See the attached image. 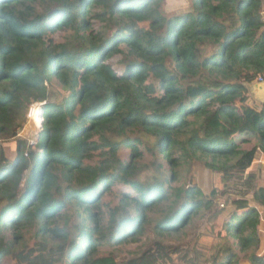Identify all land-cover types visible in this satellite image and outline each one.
<instances>
[{
	"label": "trees",
	"instance_id": "trees-1",
	"mask_svg": "<svg viewBox=\"0 0 264 264\" xmlns=\"http://www.w3.org/2000/svg\"><path fill=\"white\" fill-rule=\"evenodd\" d=\"M180 1L0 0V264H264V0Z\"/></svg>",
	"mask_w": 264,
	"mask_h": 264
},
{
	"label": "rangeland",
	"instance_id": "rangeland-1",
	"mask_svg": "<svg viewBox=\"0 0 264 264\" xmlns=\"http://www.w3.org/2000/svg\"><path fill=\"white\" fill-rule=\"evenodd\" d=\"M183 7V1L180 0H168V5L167 9L171 12L177 11L179 8ZM249 87H248V95L249 93ZM248 99L250 97L248 96ZM248 103V100H247ZM247 106V104H245ZM42 104H36L32 106L31 108L35 110L41 109ZM248 107V106H247ZM256 110H259V108H254ZM31 110V109H30ZM34 110V111H35ZM32 111V110H31ZM33 111V114H34ZM30 113V111H29ZM32 114V116H33ZM32 116L29 118L28 115V121L26 122L25 126L23 129L20 131V138L26 142L30 143L31 147H35L36 143L38 141V133L40 128V119L37 120L38 122H35L32 118ZM35 116V115H34ZM6 151L10 156L15 155L16 151V145L12 144V146H7ZM256 168H254V171L257 172L258 178H259V185L264 186V160L261 158L256 159ZM152 173H145L141 176L142 180H149L151 178ZM192 176L195 178V183L199 185L203 191H205L207 194L211 193L214 188H222L221 185V177L218 175H215L211 173L208 169L204 168L201 164H197L194 166V169L192 171ZM121 190V189H119ZM117 190V192H119ZM225 207H221L223 210V217L219 219L217 223L213 222L212 219H207V220H202L199 224V229H198V235H197V247H198V252L200 253V261L205 263L207 260L212 259L213 257H217L220 253V250H223V247L225 245V240L219 238L217 236V233H215V230H220L222 220L226 216L228 217V212L232 213V206H227L224 204ZM230 213V214H231ZM229 214V215H230ZM263 222H264V217H263ZM216 224L218 225V229L215 228ZM262 234L264 236V224L262 228ZM264 238V237H263ZM186 240H184L185 242ZM182 243L181 245V251L180 253L184 252L188 248V241L185 243ZM137 246L130 247L128 249H135ZM264 253V251H262ZM7 262H10L8 260ZM178 264H184L182 263L181 260L178 261ZM244 264V263H242Z\"/></svg>",
	"mask_w": 264,
	"mask_h": 264
},
{
	"label": "crops",
	"instance_id": "crops-1",
	"mask_svg": "<svg viewBox=\"0 0 264 264\" xmlns=\"http://www.w3.org/2000/svg\"><path fill=\"white\" fill-rule=\"evenodd\" d=\"M256 83H258V82H256ZM256 83H254V84H252V85H250V86H248L249 87V97H250V99H248V103H247V106L248 107H250V108H261V106H262V104H263V102L261 101V100H259V98H257V96L254 94V92H253V89H254V85L256 84ZM253 88V89H252ZM257 158H261V159H263L264 160V158L262 157V155H259Z\"/></svg>",
	"mask_w": 264,
	"mask_h": 264
},
{
	"label": "water",
	"instance_id": "water-1",
	"mask_svg": "<svg viewBox=\"0 0 264 264\" xmlns=\"http://www.w3.org/2000/svg\"><path fill=\"white\" fill-rule=\"evenodd\" d=\"M253 89V88H252ZM254 94L261 100L264 104V81L258 82L254 85ZM39 119L41 121V128L43 127V116L39 114Z\"/></svg>",
	"mask_w": 264,
	"mask_h": 264
},
{
	"label": "bare ground",
	"instance_id": "bare-ground-1",
	"mask_svg": "<svg viewBox=\"0 0 264 264\" xmlns=\"http://www.w3.org/2000/svg\"><path fill=\"white\" fill-rule=\"evenodd\" d=\"M34 112H35V111H34ZM32 118H33V120H34L35 122H38L37 120H39V109L36 111L35 116H34V114H33Z\"/></svg>",
	"mask_w": 264,
	"mask_h": 264
},
{
	"label": "built area",
	"instance_id": "built-area-1",
	"mask_svg": "<svg viewBox=\"0 0 264 264\" xmlns=\"http://www.w3.org/2000/svg\"><path fill=\"white\" fill-rule=\"evenodd\" d=\"M263 81H264V80L260 79L258 82H263ZM31 110H32V108H31ZM31 110H30V113H29L30 116H31V114L33 113Z\"/></svg>",
	"mask_w": 264,
	"mask_h": 264
},
{
	"label": "clouds",
	"instance_id": "clouds-1",
	"mask_svg": "<svg viewBox=\"0 0 264 264\" xmlns=\"http://www.w3.org/2000/svg\"><path fill=\"white\" fill-rule=\"evenodd\" d=\"M39 114L41 115V109L39 111ZM29 118H30V115H29ZM40 128H41V121H40Z\"/></svg>",
	"mask_w": 264,
	"mask_h": 264
}]
</instances>
